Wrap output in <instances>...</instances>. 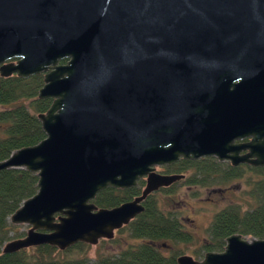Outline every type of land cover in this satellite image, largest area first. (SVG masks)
<instances>
[{
	"label": "water",
	"instance_id": "water-1",
	"mask_svg": "<svg viewBox=\"0 0 264 264\" xmlns=\"http://www.w3.org/2000/svg\"><path fill=\"white\" fill-rule=\"evenodd\" d=\"M39 75L45 138L0 161L38 190L10 216L29 228L3 254L113 240L185 178L155 172L179 160L264 168V0H0V77ZM143 179L131 201L92 203ZM176 264H264V237Z\"/></svg>",
	"mask_w": 264,
	"mask_h": 264
},
{
	"label": "trees",
	"instance_id": "trees-1",
	"mask_svg": "<svg viewBox=\"0 0 264 264\" xmlns=\"http://www.w3.org/2000/svg\"><path fill=\"white\" fill-rule=\"evenodd\" d=\"M42 85V75L28 79L0 77V161L7 159L14 150L34 146L45 138L37 115L46 112L52 100L37 99ZM208 162L213 160H180L169 170L185 175L181 182L188 187L224 186L247 176L249 200L245 209L242 204L233 203L214 215L208 240L201 246L203 255L222 251L225 239L233 234L263 238L264 168H223ZM37 183V175L24 170L0 171V264H176V258L184 255L178 245L193 242L192 234L180 218L181 213L166 205L167 198L173 197V190L169 189L149 196L144 202V212L116 232L126 234L130 240L116 255L98 256L90 261L84 256L89 245L82 243L65 251L45 245L3 254L4 245L13 240L14 226L9 223L10 216L36 194ZM143 184L140 181L136 187L124 191L105 189L92 203L98 208H114L139 196ZM118 239L119 236L114 237L110 242L117 243Z\"/></svg>",
	"mask_w": 264,
	"mask_h": 264
},
{
	"label": "rangeland",
	"instance_id": "rangeland-1",
	"mask_svg": "<svg viewBox=\"0 0 264 264\" xmlns=\"http://www.w3.org/2000/svg\"><path fill=\"white\" fill-rule=\"evenodd\" d=\"M187 176V175H186ZM247 176L243 179L234 180L226 183V190L220 191L216 186L201 187L185 186L182 182L180 186L173 190L171 198H167L166 205L172 209L178 210L188 230L192 234L193 242L188 245H178L181 253L192 256L194 259L203 257L201 246L208 240V229L214 215L228 206L229 204H242L245 209L248 199L247 192L249 190L246 182ZM166 206V207H167ZM29 226H14L11 233L13 239L23 238L26 235ZM120 237L117 243L106 240L100 241L96 246H89L84 256L90 261H94L98 256L116 255L124 247L125 242L130 241L126 234L114 237ZM167 251L164 254L167 255ZM199 257V258H198Z\"/></svg>",
	"mask_w": 264,
	"mask_h": 264
},
{
	"label": "flooded vegetation",
	"instance_id": "flooded-vegetation-1",
	"mask_svg": "<svg viewBox=\"0 0 264 264\" xmlns=\"http://www.w3.org/2000/svg\"><path fill=\"white\" fill-rule=\"evenodd\" d=\"M250 141V138H245V139H242V140H239V141H236L235 143L236 144H246V143H248ZM246 152L244 151V152H242L241 154H245ZM203 159H206V158H203ZM209 159V158H208ZM210 159H212L213 160V162L211 163V162H208L209 164H214V165H219V166H223V168H247V167H249V168H257V167H252V166H250V165H248V164H241V165H238V166H232L231 165V163L230 162H228V161H225V162H219V161H217L215 158H212V157H210ZM202 159H199V160H196V161H201ZM178 162H180V160L178 161ZM177 162V163H178ZM177 163H175V164H177ZM174 166V164H172V165H164V166H161V167H158V168H156L155 169V172L156 173H158V174H161V175H174V174H179V173H175V172H173V171H170L169 169H171V167H173ZM181 175V174H180ZM183 175V174H182ZM184 180V179H183ZM141 181H143L144 182V184H143V187H144V185H145V180L143 179V180H141ZM182 181V180H181ZM181 181H179V182H176V183H174V184H172L170 187H168V188H161V189H159L157 192H155V193H160L161 194V192L162 191H164V190H169V189H172V190H175L177 187H179L180 186V183H181ZM140 182V181H139ZM229 182H231V181H229ZM229 182H227V183H229ZM143 187H142V189H143ZM216 188H218L220 191H225L226 190V188L225 187H222V186H216ZM131 189V188H130ZM125 190H127V189H125ZM121 191H124V190H121ZM154 194V193H153ZM152 195V194H151ZM150 195V196H151ZM149 197V196H148ZM143 205H144V203H143ZM180 218H181V220L183 221V217H182V215L180 216ZM184 222V221H183Z\"/></svg>",
	"mask_w": 264,
	"mask_h": 264
},
{
	"label": "bare ground",
	"instance_id": "bare-ground-1",
	"mask_svg": "<svg viewBox=\"0 0 264 264\" xmlns=\"http://www.w3.org/2000/svg\"><path fill=\"white\" fill-rule=\"evenodd\" d=\"M63 62V61H62ZM136 187V186H135ZM142 191V190H141ZM141 194V193H140Z\"/></svg>",
	"mask_w": 264,
	"mask_h": 264
}]
</instances>
